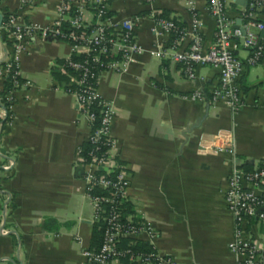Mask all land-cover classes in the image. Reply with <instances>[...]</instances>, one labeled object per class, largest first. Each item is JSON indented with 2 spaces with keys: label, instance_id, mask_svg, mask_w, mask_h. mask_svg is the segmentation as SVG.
I'll return each instance as SVG.
<instances>
[{
  "label": "crops",
  "instance_id": "1",
  "mask_svg": "<svg viewBox=\"0 0 264 264\" xmlns=\"http://www.w3.org/2000/svg\"><path fill=\"white\" fill-rule=\"evenodd\" d=\"M225 1L228 15L241 24L240 13L250 0ZM57 4L0 0L1 20L14 11L22 20L45 25L55 17ZM109 11L115 19L140 17L135 35L143 48L125 71L104 70L97 82L113 111V151L129 178L121 216L147 223L154 237L143 234L140 240L173 264H235L237 256L228 249L235 219L225 191L235 165H264V56L245 65L237 110L222 101L193 100L189 95L195 89L208 97L218 72L200 66L189 79L178 62L158 54L172 52L171 36L155 29L154 18L185 27L181 47H187L195 15L209 45L215 24L207 0H110ZM256 19L264 21V14ZM259 38L264 48V30ZM5 43L0 28V51ZM234 53L243 59L248 50L237 44ZM70 54L64 40L34 39L19 57V85L1 82L0 264H85L82 252L92 247L96 220L79 161L90 127L68 75L59 68ZM10 89L8 101L4 95ZM226 142L231 150L205 149ZM243 228L264 244V223L253 219ZM108 264L142 263L114 259Z\"/></svg>",
  "mask_w": 264,
  "mask_h": 264
},
{
  "label": "built area",
  "instance_id": "2",
  "mask_svg": "<svg viewBox=\"0 0 264 264\" xmlns=\"http://www.w3.org/2000/svg\"><path fill=\"white\" fill-rule=\"evenodd\" d=\"M18 1L20 6L31 2ZM109 1L58 0L55 17L45 25L22 20L14 11L7 12V19L0 25L6 37V45L0 51V87L6 79L11 80L14 87L19 85L18 61L30 41L54 38L69 43L71 54L63 59L59 68L68 75L79 110L88 120L90 134L87 141L95 145V151L99 144L105 146L101 155L91 151L89 159L83 158L79 149V161L83 166V179L93 205L94 219H101L104 225L100 246L97 249L85 248L82 252L85 264H108L111 260L122 258L142 264H173L171 257L160 253L151 244L147 252L120 244L123 238L130 239L132 243L140 240L143 234L152 239L154 231L143 221L122 222L118 211V205L125 199L129 178L113 151L115 142L109 132L113 111L98 93V75L104 70L125 71L143 52V48L135 35L140 17L115 19L107 15ZM207 9L215 24L213 40L209 45L204 44L199 34L201 25L195 15L191 24V42L187 47H181V40L187 33L185 27L173 19L155 16V29L171 36L172 52L163 49L158 54L169 55L178 62L189 79L195 77L197 67L216 69L218 80L209 89L208 97L202 89H195L189 97L193 100L222 101L237 110L242 106L239 78L245 65H254L264 56V48L259 42L264 21L256 20L259 13L264 14V0H250L248 7L240 13L242 23L239 25L228 15L225 0H207ZM237 44L248 50L247 57L241 59L236 56L234 50ZM74 53L85 58L73 60ZM103 55L112 58L105 60L101 58ZM13 90H7L4 95L6 100H12ZM91 105L100 108V123L94 129L97 115L90 110ZM208 147L212 151L232 149L229 142L222 146L212 143L205 149ZM95 187L102 190L109 188L112 194H96L93 191ZM225 203L235 219L234 235L228 243V249L237 256L235 264H264V244L260 245L248 237L243 228L246 221L253 219L264 223V165L252 169L235 165L227 180Z\"/></svg>",
  "mask_w": 264,
  "mask_h": 264
},
{
  "label": "trees",
  "instance_id": "3",
  "mask_svg": "<svg viewBox=\"0 0 264 264\" xmlns=\"http://www.w3.org/2000/svg\"><path fill=\"white\" fill-rule=\"evenodd\" d=\"M108 1V0H107ZM107 15H110V11L107 12ZM7 19V14L4 13L3 14V17H2V20H1V23H4L5 20ZM258 20V19H256ZM85 56L82 55V54H78V53H74L72 55V59L73 60H78V61H81L82 59H84ZM102 59H110L112 58V56L110 55H103L101 56ZM61 63H63V60L61 61ZM69 72L71 73H74L76 74L77 72H74L73 70L71 69H68ZM7 86L10 87L12 85L11 83V80L7 79ZM90 110H92L96 115V119L94 120V124H93V129L95 127L98 126V124L100 123V108L96 105H91L90 106ZM94 147L95 145L89 141H86L82 146H81V155L83 158L85 159H89L90 157V152L91 151H94L97 155H101L104 150H105V146L102 145V144H99V148L97 151L94 150ZM113 175H110V177H112ZM94 193L96 194H104V195H111L112 194V191L107 188V189H99V188H96L93 190ZM124 204V199L121 201V203L118 205L119 208H118V211H119V214H120V219L122 222H128L126 220H124V218L121 216V209H122V206ZM103 222L101 219L99 220H96V227L94 228L93 230V234H92V239H93V244H92V247H90V249H97L99 246H100V243L102 241V234H103ZM120 244L121 246H128L130 247L132 250H138V251H144V252H147L150 250V245H148L147 243L141 241V240H136L134 242L131 243V240L128 239V238H123L121 239L120 241ZM121 260H127L126 258H122Z\"/></svg>",
  "mask_w": 264,
  "mask_h": 264
},
{
  "label": "water",
  "instance_id": "4",
  "mask_svg": "<svg viewBox=\"0 0 264 264\" xmlns=\"http://www.w3.org/2000/svg\"><path fill=\"white\" fill-rule=\"evenodd\" d=\"M0 23H1V15H0Z\"/></svg>",
  "mask_w": 264,
  "mask_h": 264
}]
</instances>
